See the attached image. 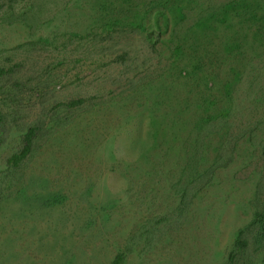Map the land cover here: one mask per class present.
I'll return each mask as SVG.
<instances>
[{
	"label": "rangeland",
	"instance_id": "obj_1",
	"mask_svg": "<svg viewBox=\"0 0 264 264\" xmlns=\"http://www.w3.org/2000/svg\"><path fill=\"white\" fill-rule=\"evenodd\" d=\"M0 111V264H264V0H0Z\"/></svg>",
	"mask_w": 264,
	"mask_h": 264
},
{
	"label": "trees",
	"instance_id": "obj_2",
	"mask_svg": "<svg viewBox=\"0 0 264 264\" xmlns=\"http://www.w3.org/2000/svg\"><path fill=\"white\" fill-rule=\"evenodd\" d=\"M227 86L230 87L231 83H228ZM82 103H83L82 100H79V101L75 100V101H72L67 106L75 107V106L81 105ZM208 111H209L208 115H206L207 117L204 119V121L206 122V125H208L209 122L214 121V119H218V117H219V116L216 117V116L211 115V111L210 110H208ZM224 116H226V115H224V114L221 115L220 119L224 118ZM2 121H3V114H2V111H0V125H1ZM228 132H230V130ZM34 135H35V129L31 130L29 132V134L27 135L26 140H25L26 145H25L23 151L20 153V155H18V156L16 155L15 157H13L14 165L18 164V162L22 161L23 158H26L28 156V154L31 153V148H32ZM2 143H3V139H2V136L0 135V146L2 145ZM220 154H221V150H220L219 155L217 154L216 158L214 159V162L212 163L213 165H211V168L206 170V172L208 171L207 174H203V173H197L196 174V171H194L190 175V177L186 181L187 188L184 189L185 190L184 192L186 193L185 196H187L188 188H190L192 186V184H194V182L200 180L201 178H204L208 174H213L214 173L215 169L218 166L217 163L220 161V159H222ZM195 164H196L195 165V167H196L197 163H195ZM194 170H196V168ZM0 199H1V188H0ZM257 201H258V205L256 206V210H255V213H254L253 224L255 226L258 225V228H261L260 229L261 231L258 234V238L262 240V239H264V200L257 199ZM181 204H182V206H181L180 211H184L185 206H186L187 203L185 201H182ZM246 245H247V242L243 241L242 237H240V235H239L238 238H237V241L235 243V246L243 248ZM230 263L231 264H239L238 261H237V256L235 255V253L231 254ZM113 264H122V258L120 256H118L115 259V261L113 262Z\"/></svg>",
	"mask_w": 264,
	"mask_h": 264
},
{
	"label": "crops",
	"instance_id": "obj_3",
	"mask_svg": "<svg viewBox=\"0 0 264 264\" xmlns=\"http://www.w3.org/2000/svg\"><path fill=\"white\" fill-rule=\"evenodd\" d=\"M15 258V256H13L11 259ZM8 259V258H7ZM11 259H8V261H10Z\"/></svg>",
	"mask_w": 264,
	"mask_h": 264
}]
</instances>
